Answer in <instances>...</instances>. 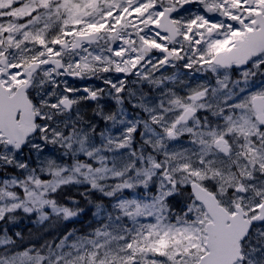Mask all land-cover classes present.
Here are the masks:
<instances>
[{"label":"snow or ice","instance_id":"obj_1","mask_svg":"<svg viewBox=\"0 0 264 264\" xmlns=\"http://www.w3.org/2000/svg\"><path fill=\"white\" fill-rule=\"evenodd\" d=\"M0 264H264V0H0Z\"/></svg>","mask_w":264,"mask_h":264},{"label":"trees","instance_id":"obj_2","mask_svg":"<svg viewBox=\"0 0 264 264\" xmlns=\"http://www.w3.org/2000/svg\"><path fill=\"white\" fill-rule=\"evenodd\" d=\"M89 215H90V213H89ZM87 216L86 217H84V219L80 222L81 224H83L84 226H86L87 225ZM25 224L27 225V222H25ZM77 227H80V224H77L76 225ZM28 227H31V225H27L26 227H25V231L27 232L28 231ZM69 227H71V225H69Z\"/></svg>","mask_w":264,"mask_h":264},{"label":"rangeland","instance_id":"obj_3","mask_svg":"<svg viewBox=\"0 0 264 264\" xmlns=\"http://www.w3.org/2000/svg\"><path fill=\"white\" fill-rule=\"evenodd\" d=\"M86 83H93V84H95V85L103 86L102 84H100L99 81H91V82H86ZM76 86H78V87H82V86H84V85L81 84V82L77 81V82H76ZM108 103H111V102L109 101Z\"/></svg>","mask_w":264,"mask_h":264}]
</instances>
